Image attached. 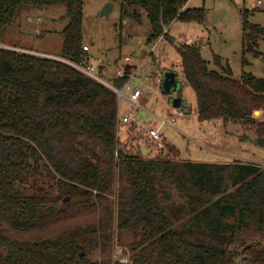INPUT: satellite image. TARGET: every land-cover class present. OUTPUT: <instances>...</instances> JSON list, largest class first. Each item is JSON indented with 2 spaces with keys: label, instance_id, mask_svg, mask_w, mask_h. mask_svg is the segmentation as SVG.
<instances>
[{
  "label": "trees",
  "instance_id": "16d2710c",
  "mask_svg": "<svg viewBox=\"0 0 264 264\" xmlns=\"http://www.w3.org/2000/svg\"><path fill=\"white\" fill-rule=\"evenodd\" d=\"M107 1L120 2L122 14L132 6L146 12L147 43L170 37L164 26L172 20L206 17L204 6L187 0ZM56 4L68 17L57 55L83 62V0H0V36L24 5ZM241 13L246 64L264 26ZM177 49L198 118L249 125L264 146V120L255 117L264 108V76L234 77L217 54L220 70L210 68L196 43ZM63 59L0 46V264H236L240 252L248 264H264V167L144 158L121 146L116 92ZM126 77L109 82L120 87ZM167 172L184 201H167ZM115 178L113 208L106 195ZM115 244L128 261L112 259Z\"/></svg>",
  "mask_w": 264,
  "mask_h": 264
},
{
  "label": "rangeland",
  "instance_id": "374dc122",
  "mask_svg": "<svg viewBox=\"0 0 264 264\" xmlns=\"http://www.w3.org/2000/svg\"><path fill=\"white\" fill-rule=\"evenodd\" d=\"M107 3V0H83V39L84 44L89 46L86 52L87 60L102 71H99L100 74L109 82V78L114 76L116 68L123 66L125 55H130L133 59L131 62L135 61L137 65L143 60L145 53L153 47V55L161 53L162 56L160 59L153 56L152 59L151 56L146 57L138 68L136 77L131 80L133 83L138 81V85L144 92L148 93L150 102L147 108L154 110L157 115L165 114L158 105L169 102L170 98L168 99L167 94L162 90L159 79L165 72L162 70L163 67L169 65V69L172 71L177 70L176 74L181 78V96L184 102L191 106L192 110L189 118L181 117L172 124L164 125L161 129L163 146L158 143L160 148L157 149L155 147L157 144L155 145L154 142L152 144L155 145L153 147L155 150L152 149V153L150 151L145 153L140 150L142 156L144 158L161 156L178 162H253L264 167V146L255 143V133L249 125L232 120L224 121L221 117L208 120L198 119L196 93L182 76L181 57L177 45L173 41L174 38L186 37L190 39L191 43L198 44L202 56L208 61L210 68L220 70L218 65L214 63V55L217 54L221 57L224 66L229 64L234 77H238L242 70L250 71L256 76H264V35H260L257 40L258 54L245 51L244 56L248 61L246 64H242L244 32L241 13L242 2L238 0H187L185 3L187 7H205V19L202 22L172 20L165 25L171 38L163 36L162 39L158 40L159 42L155 39L150 43H147L146 39L151 29L146 12L142 8L127 7V13L122 14L121 4L116 1L111 2L112 7L103 12L108 7ZM247 11L249 21L264 26V11ZM28 16L32 19L29 20ZM15 19L18 20L21 30L25 28L23 34H19L21 32L19 29L12 30L15 33H12L11 29H7L8 31L3 33L1 41L36 49L53 56L60 52L63 42L61 30L68 22L64 4L21 7ZM14 27L17 28V25ZM1 41L0 46H4ZM153 68L158 73H153ZM122 99L123 97L120 101L121 110L130 109L131 103L126 105ZM255 117L264 120V108L256 110ZM125 125L122 122L117 130L120 145L138 151L136 141L140 139L143 141L140 135L142 132L137 130L134 132V136H127L126 133L132 127ZM170 144L173 148L170 147ZM170 173L167 172V174L162 175L161 179V186L167 201L170 203L182 202L184 197L179 196L175 187L176 183L173 181L174 175ZM46 181L52 182L45 180V183H47ZM114 182V192L106 195L113 208H115V194L119 184L117 178ZM56 192L55 188L53 193ZM122 239L130 241L132 235L125 232ZM240 244L241 242L238 241V247L241 248ZM111 252L112 259L128 261V256L124 254L120 244H115ZM93 257L101 258L99 253H95ZM234 261L236 264H248L250 260L245 257L244 253L240 252L234 256Z\"/></svg>",
  "mask_w": 264,
  "mask_h": 264
},
{
  "label": "built area",
  "instance_id": "2783aa9c",
  "mask_svg": "<svg viewBox=\"0 0 264 264\" xmlns=\"http://www.w3.org/2000/svg\"><path fill=\"white\" fill-rule=\"evenodd\" d=\"M233 1H236V0H233ZM238 1L242 2L243 9L245 10H249L251 12L264 11V0H238ZM27 18L29 20L32 19L29 16ZM167 29L168 28H165L164 26V32H167ZM162 38H163V34L158 36L156 41L158 42V40ZM173 41L176 45L191 44L190 39L186 37L182 39L174 38ZM3 45L5 47L13 48L16 50L28 51V52L36 53L39 55L63 59L57 55L53 56V55L47 54L42 51H37L36 49H32V48H26V47H21V46H16V45H6V44H3ZM88 49H89V46L84 44L83 50L87 52ZM151 53H153V47L148 52L145 53V56L148 57ZM146 57L143 58L140 64H137L134 66L130 65L128 69L126 68L127 67L126 65L116 68L115 72L118 77L127 76L124 83L120 87H117L113 85L112 83H109L105 78H103V76L98 71L97 67L94 64H92L89 60H87V55H85L84 60L81 63H74V62H71L65 59L63 60L72 64L75 68L80 70L85 75L91 76L103 82L108 87L112 88L116 92L118 98L125 96L132 105L128 111L124 113H117V125L119 126L123 122L126 125L131 126L136 121L138 108L141 106L140 98L144 94V90L139 85L134 84L131 80L134 76H136L138 68L140 67L142 62L146 59ZM123 58H124L125 63H129V64L132 63L131 61L133 59L130 55H125ZM190 112H191V107L185 104L184 102L178 106H174L167 114L158 116L156 125L151 126L147 129L148 138L151 139L153 142L160 143L163 146V143H162L163 139H162V134H161L162 127L166 124H172L178 118L187 116Z\"/></svg>",
  "mask_w": 264,
  "mask_h": 264
},
{
  "label": "crops",
  "instance_id": "0c3cea01",
  "mask_svg": "<svg viewBox=\"0 0 264 264\" xmlns=\"http://www.w3.org/2000/svg\"><path fill=\"white\" fill-rule=\"evenodd\" d=\"M24 8H28L29 7V5H24L23 6ZM17 25V28L16 27H14V26H16ZM12 26V28H10ZM7 29H11V31L12 30H16V29H19L21 32L19 33L20 35H22L23 33L22 32H24V29L25 28H23L22 30H21V27H20V24H19V22H18V20L17 19H15L14 20V22L12 23V24H10V25H7V26H4L3 27V29H2V31H1V36H0V39H2V35H3V33L7 30ZM8 31V30H7ZM169 31V30H168ZM12 33H15L14 31H12ZM1 41V40H0ZM1 42H3L4 43V40L3 41H1ZM159 42V41H158ZM4 44H6V45H11V44H7V43H4ZM159 44V43H158ZM151 56V59L154 57V58H157V59H160V57L162 56V54L160 53V54H158V55H153V53H151L148 57H150ZM153 56V57H152ZM146 57V56H145ZM156 59V60H157ZM151 64H152V62H151ZM124 65H126V66H134V65H136V63H135V61H133L132 63H125L124 62V64H123V66ZM153 65V64H152ZM156 65V64H155ZM154 65V66H155ZM223 65V64H222ZM172 66H174V65H172ZM218 67L220 68V66L218 65ZM154 69V68H153ZM162 70H165V71H172V69H169V65H168V67L166 66H164L163 67V69ZM98 71H100L99 69H98ZM154 72L153 73H158V71H156L155 69L153 70ZM173 71H175V70H173ZM177 71V70H176ZM100 72H102V71H100ZM181 72H182V68H181ZM115 74H116V72H115ZM137 74V73H136ZM113 75V74H112ZM155 75V74H154ZM157 75V74H156ZM182 76H183V74H182ZM134 77H136V76H134ZM133 77V78H134ZM176 77L178 78V79H180L181 80V78L176 74ZM132 78V79H133ZM138 82V81H137ZM134 83V84H137L138 85V83ZM159 82H160V86H162V78H160L159 79ZM167 94V97H168V99L170 98V101L169 102H167V103H162V104H160L159 103V107L161 108V111L163 110V113H165V114H167L173 107H174V105L172 104V97L173 96H176V95H178L175 91H171V92H169V93H166ZM180 96H181V93H180ZM123 97V99L122 100H124L125 101V103H126V105H128L129 103H130V101L125 97V96H122ZM181 98H182V96H181ZM117 99H118V113H124V112H126V111H128L129 110V108H128V106H127V110L126 111H124V110H121V105H120V101H121V98H118L117 97ZM140 100H141V108L139 107L138 109V112H137V116H136V121L131 125V126H129V125H125V126H127V127H132V129L131 130H129L127 133H126V131H125V133L127 134V136H134L135 135V131H137V130H139V131H141L142 133L140 134L141 136H142V138H143V141H136V143H137V147L143 152H145V153H148L147 151H150L151 153L153 152V150H155V148L153 149V147L155 146L157 149L158 148H160V147H158V143H156L155 142V145H153L152 143H154L151 139H149L148 138V136H147V129L149 128V127H151V126H154V125H156V123H157V118H158V116H162V115H165V114H162V113H160V114H162V115H157L156 114V112H154V110H150V109H148L147 108V106L149 105V102H150V99L148 98V93L147 92H144V94L141 96V98H140ZM184 102V99L182 98V102L181 103H183ZM128 103V104H127ZM185 103V102H184ZM186 104V103H185ZM132 105V104H131ZM191 107V106H190ZM191 112H192V110H191ZM190 112V113H191ZM189 113V114H190ZM189 114L187 115V116H184L183 118L184 119H186V118H189ZM196 114H197V111H196ZM199 119V118H198ZM208 120V119H207ZM119 127V126H118ZM167 143V142H166ZM167 144H169V143H167ZM152 147H151V146ZM170 147L171 148H173V146H172V144H170ZM175 148V147H174ZM153 149V150H152ZM144 154V153H143ZM150 158V157H149ZM205 162H207V161H205Z\"/></svg>",
  "mask_w": 264,
  "mask_h": 264
},
{
  "label": "water",
  "instance_id": "95a60500",
  "mask_svg": "<svg viewBox=\"0 0 264 264\" xmlns=\"http://www.w3.org/2000/svg\"><path fill=\"white\" fill-rule=\"evenodd\" d=\"M107 9H104L103 12L107 11L112 7V3L108 1ZM181 89V80L176 77L175 71H165L162 76V90L165 93H169L171 91H175L178 95L172 97V104L174 106H178L182 102V98L180 96Z\"/></svg>",
  "mask_w": 264,
  "mask_h": 264
}]
</instances>
